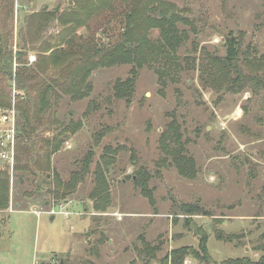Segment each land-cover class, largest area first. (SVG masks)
I'll return each instance as SVG.
<instances>
[{
  "label": "rangeland",
  "instance_id": "374dc122",
  "mask_svg": "<svg viewBox=\"0 0 264 264\" xmlns=\"http://www.w3.org/2000/svg\"><path fill=\"white\" fill-rule=\"evenodd\" d=\"M174 1L195 23L187 48L194 49V42L198 56L204 50L224 55L225 39L231 32L242 34V52L249 44L264 52V0ZM74 4L75 0H0V44L13 53L25 49L24 61L30 63V56H35V63L42 55V44H54L63 30L55 17H46V12L58 14ZM122 20L120 17L98 28L99 39L106 44L116 42L123 30ZM130 68L118 65L94 70L89 77L90 95L77 101L66 95L56 101L53 98L50 115L51 122H81L52 159L64 180L80 167L94 134L106 126L114 128L95 148L91 166L94 171L104 145L126 146L107 173L110 205L104 212L93 208L88 198L94 186L93 172L73 196L52 205L43 203L49 198L45 192L49 185L41 175L23 185L14 177V191L30 192L41 184L45 195L32 198L36 205L17 208L13 202L16 209L0 215V264H163L162 258L174 248L199 247V236L185 226L186 218L179 208L187 202H199L219 220L214 223L209 216L192 217L208 232L214 261L260 257L255 246L264 232V118L258 119L257 105L249 100L251 92L207 90L199 73L192 71L181 73L178 82H169L162 95L157 74L144 67L133 101L127 105L115 98L112 86L116 79L127 77ZM172 112L182 124L188 153L196 162L193 179L181 176L171 161L163 160L159 138ZM16 125L19 128L18 116ZM55 125L52 122L53 128ZM2 128L5 124L0 123ZM53 133L49 130L42 136ZM140 166L151 174L153 204L131 178ZM214 227L241 237L220 241ZM143 238L159 245L153 257L142 251ZM185 264L205 263L188 256Z\"/></svg>",
  "mask_w": 264,
  "mask_h": 264
},
{
  "label": "trees",
  "instance_id": "16d2710c",
  "mask_svg": "<svg viewBox=\"0 0 264 264\" xmlns=\"http://www.w3.org/2000/svg\"><path fill=\"white\" fill-rule=\"evenodd\" d=\"M39 15L41 17L43 14ZM49 15L57 19L63 30H60L54 44H42V55L35 63L24 61L23 57L27 54L25 49L13 53L0 44V111L14 108L19 118L15 164L13 169L0 170V210L9 208L14 194L18 197L19 192L13 188L14 177L23 185L41 175L49 185L45 191L49 198L43 203L52 205L73 196L91 172L94 186L88 198L93 208L97 212H104L110 205L111 188L107 173L126 146L104 145L94 171L91 166L96 155L95 148L114 128L106 126L94 134L93 143L83 156L80 167L71 171L69 179L64 180L52 162L65 141L81 126V122L61 123L54 119L52 122L57 126L53 128L50 119L53 104L62 95L74 101L88 97L92 91L89 77L99 68L131 66L128 76L116 79L112 86L115 98L125 101L127 105L133 101L142 68L155 71L162 95L169 82H178L181 73L193 71L199 73V81L207 90L219 93L251 92L249 100L257 105V117L259 120L264 118V52L260 53L251 44L242 52V34L231 32L225 39L224 55L210 54L204 50L203 55L198 56L194 42V49L187 48L191 39L190 30L196 31L195 23L182 13L174 0H75L74 5L58 14L55 11L46 12V17ZM120 17L123 19V30L118 40L111 44L102 42L97 29H103L105 23ZM82 28L86 29L85 33L80 32ZM154 31H157L156 35ZM106 100L109 101V98ZM244 109L247 110V106ZM170 115L172 118L159 138L160 148L165 155L163 160L171 161L181 176L193 179L197 168L195 159L188 153L189 142L183 136L182 124L175 112ZM49 130H54L52 136H42ZM132 157H136L134 150ZM131 178L141 194L153 204V191L149 187L150 172L140 166ZM42 190L41 184H37L35 190L28 192L25 189L19 197L45 195ZM20 205L23 204L20 202ZM179 208L186 218L185 226L199 236V247L174 248L162 258L163 264H185L188 256L205 264H264V232L255 246V250L261 253L258 259L243 256L216 262L209 251L208 232L197 225L192 217L209 216L214 223L219 222L218 218L199 202L182 203ZM214 233L218 240L226 242L241 237V234H227L216 227ZM143 242L145 246L142 251L153 257L159 245H153L145 238Z\"/></svg>",
  "mask_w": 264,
  "mask_h": 264
},
{
  "label": "built area",
  "instance_id": "2783aa9c",
  "mask_svg": "<svg viewBox=\"0 0 264 264\" xmlns=\"http://www.w3.org/2000/svg\"><path fill=\"white\" fill-rule=\"evenodd\" d=\"M36 60L35 56H30V63ZM0 122L5 124V128L0 129V145L3 146V150L0 153L2 159L6 160L10 169H13L15 164V143H16V113L12 108L6 112H2L0 116ZM55 210H52V213Z\"/></svg>",
  "mask_w": 264,
  "mask_h": 264
},
{
  "label": "crops",
  "instance_id": "0c3cea01",
  "mask_svg": "<svg viewBox=\"0 0 264 264\" xmlns=\"http://www.w3.org/2000/svg\"><path fill=\"white\" fill-rule=\"evenodd\" d=\"M2 113V112H1ZM1 123V122H0ZM1 150V149H0ZM2 150H3V147H2ZM1 153V152H0ZM0 170H4V169H6V168H8L9 166L7 165L8 163H7V161L6 160H4V159H2L1 158V156H0ZM5 165H6V167H5ZM22 190H17V192H19V194H20V192H21ZM22 193V192H21ZM18 194V197H16V196H14V197H12L11 198V201H10V206H9V208H7V209H5V210H0V215H4V213H7V212H11V211H14L15 209H13V204L15 203V206L18 208V207H25V206H29V204L31 203L32 205H36V203H34V201L32 200V198H26V197H19L20 195ZM20 200V202H21V204H23V205H20V202H18V201ZM25 201L27 202V201H29V203H25ZM14 202V203H13ZM30 204V205H31ZM46 205H48L49 203L48 202H46L45 203Z\"/></svg>",
  "mask_w": 264,
  "mask_h": 264
},
{
  "label": "water",
  "instance_id": "95a60500",
  "mask_svg": "<svg viewBox=\"0 0 264 264\" xmlns=\"http://www.w3.org/2000/svg\"><path fill=\"white\" fill-rule=\"evenodd\" d=\"M61 264H63V262H61Z\"/></svg>",
  "mask_w": 264,
  "mask_h": 264
}]
</instances>
